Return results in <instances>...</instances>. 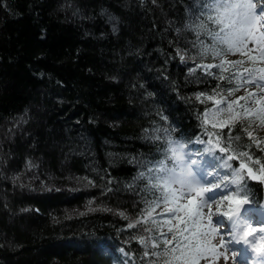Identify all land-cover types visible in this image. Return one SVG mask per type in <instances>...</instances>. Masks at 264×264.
Here are the masks:
<instances>
[{
  "label": "trees",
  "instance_id": "trees-1",
  "mask_svg": "<svg viewBox=\"0 0 264 264\" xmlns=\"http://www.w3.org/2000/svg\"><path fill=\"white\" fill-rule=\"evenodd\" d=\"M143 3L0 0V264H116L121 247L135 264H162L138 239L124 245L150 228L145 202L154 199L140 191L144 178L135 193L128 185L143 170L142 159H158L157 147H166L152 140L163 135L154 129L173 121L179 125L173 134L191 138L203 168H216L222 155L204 151L210 132L223 147L231 139L241 154L250 153L244 158L254 169L257 157L264 163V147L254 138L262 145L264 139L247 115L214 132L203 121L209 102L197 93L222 95L240 86L232 68L223 79L191 77L192 62L180 59L200 41L212 43L175 30L187 23L194 0ZM109 15L119 18L118 32ZM231 163L240 166L235 157ZM251 184L249 197L261 199L264 184ZM98 240L111 252L99 250Z\"/></svg>",
  "mask_w": 264,
  "mask_h": 264
},
{
  "label": "snow or ice",
  "instance_id": "snow-or-ice-1",
  "mask_svg": "<svg viewBox=\"0 0 264 264\" xmlns=\"http://www.w3.org/2000/svg\"><path fill=\"white\" fill-rule=\"evenodd\" d=\"M151 2L155 5L158 0ZM141 6H144L143 0ZM118 19L109 15L114 32L119 31L116 23ZM185 19L187 23L176 27V32L181 33L183 30L186 33L190 31L211 37V44L200 41L198 54L223 57L216 64L221 70V79L224 78L226 66L235 65L238 75L231 78H234L238 85L243 86L239 73L246 72L248 81L254 82L253 90L248 94L247 99L259 100L258 105L254 107H249L245 102L240 105L239 112L235 110L236 104L231 100L227 102L226 107L217 108L211 117L205 110V124L215 121L218 126L223 127L225 120L234 122L241 115H248L249 123L254 117L259 116L260 123L264 124V67L257 68L255 63L250 64L248 69L240 67L245 59L264 61V0H194V5L188 8ZM196 38L199 40V36ZM191 47L195 50L196 45L192 44ZM253 49L256 51L252 52ZM188 50V48L184 49L186 52ZM228 53H241L243 59L230 60L227 58ZM194 58V56L189 57V59ZM180 59L184 61L185 57L181 55ZM213 63H199L195 68L212 75ZM194 71L192 66L188 67L190 74ZM197 78H200L199 75ZM257 89L260 92L259 96ZM227 90L232 92L234 89L228 87ZM146 95L155 94L148 92ZM204 95L205 93L199 92L196 97L199 99ZM207 98L216 99L212 95ZM236 99L239 101L241 97ZM216 103L220 104V100H216ZM164 111L166 110H161ZM163 119L168 120L169 116L163 115ZM178 128L179 125L173 121L168 127L154 129L155 132H163V135L152 136V140H163L166 147H157L158 159L143 158L141 161L143 170L138 172L137 176L132 178V184L128 185V188L135 193L136 189L133 185H136L141 178L147 181L140 191L151 192L154 195L153 200L145 202L148 216L152 215L155 207L164 205L161 212L165 215L160 218L162 223L157 227L167 224L172 239L162 236L161 246L160 241L156 239L149 242L143 235H129L124 245H131L136 239L145 248H148L150 243L156 250L146 254L161 257L162 264H202L206 259L207 264H229V261L231 264H249V251L254 253L252 259L255 260V264H264V223L253 224L245 214L246 212L250 214L252 211L250 208L245 210V205L253 203L246 194L250 191L248 179L264 182V163H260L257 157L259 168L254 170L244 158L250 153L241 154L239 145H233L231 139L228 140V147H223L220 137L216 136L212 139L210 132L209 140L205 141L207 147L204 151L215 154L214 150L218 149L222 153L230 152L231 155L218 156L217 167L211 171L204 168L202 178L201 158H193L190 137L184 135L183 131L173 134ZM247 134L252 136L251 131ZM254 140L257 147H264L259 139L254 138ZM233 157L240 160L239 168L233 167L231 163ZM221 170H227L226 174L222 175ZM233 185L235 188L232 187ZM157 190L160 193L158 197L155 196ZM117 212L121 216L126 215L122 210L117 209ZM223 217L227 218V224ZM127 227L131 228L132 223ZM118 234L123 235L119 230ZM233 243L235 245L242 243L249 247L233 248ZM95 246L103 252H111L103 241H96ZM14 247L19 248L20 245L16 244ZM119 252L122 254L116 257L119 264H125V259H129V264H132L130 251L121 247ZM151 264H161V262L152 261Z\"/></svg>",
  "mask_w": 264,
  "mask_h": 264
},
{
  "label": "rangeland",
  "instance_id": "rangeland-1",
  "mask_svg": "<svg viewBox=\"0 0 264 264\" xmlns=\"http://www.w3.org/2000/svg\"><path fill=\"white\" fill-rule=\"evenodd\" d=\"M192 44L189 45V49H192L191 47ZM196 49V48H195ZM193 50V49H192ZM256 50L253 49L252 52H255ZM181 52V51H180ZM252 52L249 53V55L252 54ZM198 53H200V48L196 49L195 52H190L187 56L183 55L185 57V59H187L188 62H192V67L195 69V71L193 73H189L192 76H195V74L197 73H201L202 75H209L208 73H204L202 71V69H198L195 68L196 64L199 63H213V61H215V63H213V72L214 74L209 75L212 77L215 76H220V69L216 67V64H218L220 62V60L223 59V57H213V59H209L210 54H205V55H199ZM190 56H194V59H189ZM227 58L230 60H236V59H243V56L241 53H228L227 54ZM255 63L256 67H264V61H249V60H243V64L240 66L244 69H248L249 65ZM231 66H235V65H231ZM227 68H229V66H226L225 70H227ZM220 70V71H219ZM233 71H237V66L234 67ZM214 75V76H213ZM242 77V84L243 86H241L237 91H233V92H227L224 93L222 95H218V94H205L203 97H201V99H206L207 102H211V105L207 110V115L209 117L212 116V113L217 109L220 108L221 106H227V102L229 100L234 101L236 104L235 110L237 112L241 111L240 109V105L245 104V102H247V105L249 107H254L256 105H258L259 100H253V99H247V96L249 93L252 92L253 88L252 85H254V82H250L247 79V74L246 72H242L241 75ZM209 95L214 96L216 99L214 100H209L207 97ZM257 95H260L259 89H257ZM237 97H241V99L239 101H237ZM216 100H220V104L216 103ZM206 112L203 113L202 118L204 121V117H205ZM247 118L249 120V117L247 115ZM221 119H223V117H221ZM205 123V122H204ZM232 122H228L227 120H225V123L223 125V127L218 126L215 121L207 123L206 126L208 129H210L212 132H214L215 130H226L228 129L232 124ZM250 128H254L257 131V138H262L264 139V124L260 123V119L259 116L254 117L253 121L250 122ZM246 146V145H245ZM248 148V147H247ZM164 205L159 206L157 208H155V210L152 211V215L148 216V211L145 214V218L143 220V222H146L147 224L150 225V228L148 229V231H144L143 236L148 238V241L150 242L152 239H156L158 241H160V245H163V241L160 240V238L162 236H167L169 239H172V234L169 230V227L167 224H163L162 227H157L158 224H161V217H163L165 214L163 212H161V208H163ZM227 224V221H225ZM230 230V229H229ZM242 244V243H241ZM149 246L152 250V252H154L156 249H154L151 244L149 243ZM235 247H239V245H235V243H233V248ZM125 264H129L128 262ZM202 264H207V259L205 261L202 262ZM229 264H231V262L229 261Z\"/></svg>",
  "mask_w": 264,
  "mask_h": 264
},
{
  "label": "bare ground",
  "instance_id": "bare-ground-1",
  "mask_svg": "<svg viewBox=\"0 0 264 264\" xmlns=\"http://www.w3.org/2000/svg\"><path fill=\"white\" fill-rule=\"evenodd\" d=\"M94 253H97V250L95 249ZM99 254V253H98Z\"/></svg>",
  "mask_w": 264,
  "mask_h": 264
}]
</instances>
